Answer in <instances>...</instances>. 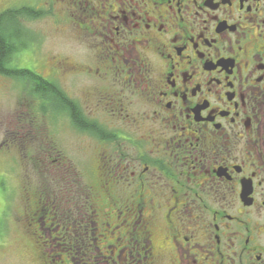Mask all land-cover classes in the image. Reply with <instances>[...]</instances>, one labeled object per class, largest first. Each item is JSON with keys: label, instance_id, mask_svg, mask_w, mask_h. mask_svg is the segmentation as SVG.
<instances>
[{"label": "flooded vegetation", "instance_id": "flooded-vegetation-1", "mask_svg": "<svg viewBox=\"0 0 264 264\" xmlns=\"http://www.w3.org/2000/svg\"><path fill=\"white\" fill-rule=\"evenodd\" d=\"M32 5L71 49L42 119L93 143L30 207L41 264H264V0Z\"/></svg>", "mask_w": 264, "mask_h": 264}, {"label": "rangeland", "instance_id": "rangeland-1", "mask_svg": "<svg viewBox=\"0 0 264 264\" xmlns=\"http://www.w3.org/2000/svg\"><path fill=\"white\" fill-rule=\"evenodd\" d=\"M32 3L0 0V13L22 6L35 8ZM52 23L41 19L26 23L27 48L12 58L11 67L46 77L44 60L70 54L71 49L55 38ZM66 84L72 88V80ZM39 105L21 83L0 76V264H41L34 243L36 229L27 224L30 207L39 206L43 192L51 199L67 197L72 169L89 183L92 141L78 135L64 118L42 119ZM57 153L63 157L60 163L54 162Z\"/></svg>", "mask_w": 264, "mask_h": 264}, {"label": "trees", "instance_id": "trees-1", "mask_svg": "<svg viewBox=\"0 0 264 264\" xmlns=\"http://www.w3.org/2000/svg\"><path fill=\"white\" fill-rule=\"evenodd\" d=\"M41 17L40 11L28 7L7 9L0 13V76L21 83L30 97L38 98L40 103L42 93H47L48 101L57 97L58 92L54 84L49 83L36 72L11 67L10 64L17 53L27 48L24 39L29 30L26 28V23ZM39 109L41 113V104ZM72 122L75 124L73 119Z\"/></svg>", "mask_w": 264, "mask_h": 264}]
</instances>
